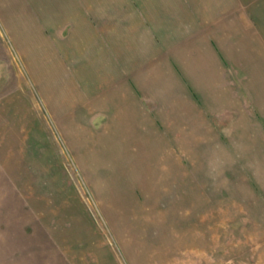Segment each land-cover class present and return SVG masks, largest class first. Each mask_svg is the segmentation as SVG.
Listing matches in <instances>:
<instances>
[{
    "label": "rangeland",
    "instance_id": "rangeland-1",
    "mask_svg": "<svg viewBox=\"0 0 264 264\" xmlns=\"http://www.w3.org/2000/svg\"><path fill=\"white\" fill-rule=\"evenodd\" d=\"M5 2L0 264H264L262 183L213 161H137L132 145L109 153L110 129L62 111L55 82L41 78L43 42L7 30ZM180 169L187 176H171Z\"/></svg>",
    "mask_w": 264,
    "mask_h": 264
},
{
    "label": "crops",
    "instance_id": "crops-1",
    "mask_svg": "<svg viewBox=\"0 0 264 264\" xmlns=\"http://www.w3.org/2000/svg\"><path fill=\"white\" fill-rule=\"evenodd\" d=\"M5 1L7 30L43 42L62 111L98 118L109 153L213 161L264 186V0Z\"/></svg>",
    "mask_w": 264,
    "mask_h": 264
}]
</instances>
